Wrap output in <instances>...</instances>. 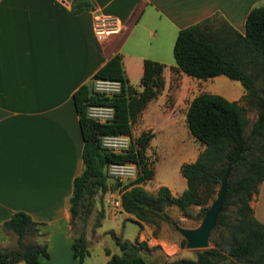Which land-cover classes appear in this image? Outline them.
<instances>
[{"label":"crops","instance_id":"1","mask_svg":"<svg viewBox=\"0 0 264 264\" xmlns=\"http://www.w3.org/2000/svg\"><path fill=\"white\" fill-rule=\"evenodd\" d=\"M257 4L264 0H0V248L9 247L11 234L2 228L3 221L15 211H24L39 223V236L46 245L47 255L39 257V264H77L70 249L68 198L72 179L82 167V137L73 91L118 52L128 83L139 93L144 89V65L149 64L148 85L154 93L139 108L132 126L138 133H152L146 150L151 148L157 155L152 137L160 130L187 127L185 110L196 93L187 101L183 98L189 95L191 80L201 79L175 70L167 61L177 29L216 13L242 32L249 8ZM97 21L110 29L103 36L94 32ZM132 64L138 66L133 77ZM174 71L178 78L171 87ZM242 93L241 87L223 96L237 100ZM188 140L179 148L178 167L192 161L203 147L190 132ZM153 176L154 172L148 180ZM160 184L177 195L185 179L156 182L155 189ZM250 206L264 223V178ZM115 216L103 211L98 225L104 217ZM162 222L155 228L141 221L135 236L145 241L146 248L159 246L155 255L149 250V258L158 264L193 257ZM86 228L88 248L94 238L88 237ZM105 249L116 253L104 248L102 264L109 255ZM146 252L140 249L145 261ZM158 256L163 258L157 260Z\"/></svg>","mask_w":264,"mask_h":264},{"label":"trees","instance_id":"2","mask_svg":"<svg viewBox=\"0 0 264 264\" xmlns=\"http://www.w3.org/2000/svg\"><path fill=\"white\" fill-rule=\"evenodd\" d=\"M171 52L175 70L201 79L223 74L238 80L243 93L240 99L228 100L202 90L189 100L185 123L203 147L192 161L179 165L185 186L179 194L173 195L164 184L154 191L143 186L154 172L146 155L152 133L141 130L133 135L131 131L139 108L154 93L148 85L149 64L144 65V89L139 93L128 83L118 52L111 54L87 82L73 91L82 137V167L72 179L68 198L70 228L75 230L70 249L77 264H83L88 254L85 228L94 197L114 186L108 184L107 163L133 161L137 165L134 179L121 185L118 192L121 210L132 214L130 219L138 228L141 221L155 228L163 221L174 228L176 221L165 208L174 205L183 216H188L187 209L197 205L196 214L201 218L214 199L219 178L231 160L222 210L208 238L210 245L195 250L193 257L180 256L158 264H264V223L254 216L250 206L264 178V4L249 8L242 32L216 13L178 28ZM95 78L116 79L120 89L111 95L99 93L92 88ZM89 104L111 105L112 117L105 122L88 117ZM248 110L255 112L251 121ZM119 133L129 136L125 149L113 151L100 144L101 135ZM102 216L103 208H100L94 225H98ZM38 224L24 211H15L3 221L2 228L15 236V246L0 248V264L19 261L39 264V257L47 255L46 245L27 240L30 236L42 235ZM115 242L119 252L109 253L105 249L109 255L104 264H146L140 254V249L146 247L144 240L115 238ZM178 243L184 246L185 239L180 237Z\"/></svg>","mask_w":264,"mask_h":264},{"label":"rangeland","instance_id":"3","mask_svg":"<svg viewBox=\"0 0 264 264\" xmlns=\"http://www.w3.org/2000/svg\"><path fill=\"white\" fill-rule=\"evenodd\" d=\"M167 53H168L167 61H170L172 64H174L171 54V49L168 50ZM129 72H130V76L133 77L138 72V66L136 64L130 65ZM175 72L176 71L172 72V74L170 75V80L172 81L170 83L171 87L172 86L175 87L177 83L178 75ZM91 84L93 88V81ZM190 85H191L190 86L191 89L189 95L183 98L184 101H187L190 95L202 91L200 90L201 88H203L204 91L217 93L223 96L235 92L236 88L238 89L242 87V85L238 80L228 78L223 74L206 78L205 80L194 79L191 80ZM167 96L169 99L170 94H168ZM247 115L249 120L251 121L255 116L254 110H248ZM185 129L177 128L175 129V132H173L171 128H168V129H164V131L163 130L157 131L156 134L152 137L151 147L153 148L155 147L154 149L156 150L157 155L155 154L154 150H152L151 148H148L146 150V155L148 156V160L151 161L152 166L154 163L153 180H146L143 183L144 187L147 190L154 191L155 189L154 186L156 185V182L171 184V183H176L178 179L182 178V175L179 172L178 162L180 160L179 148L182 146H187V143L189 142L188 140L189 132L187 127ZM132 133L134 135L138 133L135 124L132 126ZM133 179L134 177L119 179L108 175V184L110 186L114 185L113 188L103 193H97L95 195L94 204L92 206L91 213L88 215L86 220V227H87L86 234L88 235V237L90 235L91 238H94L88 243L89 254L85 257L86 264H102L104 248H108L109 250L118 253L119 248L115 242V238L126 239L130 241H132L135 238L138 231V224L134 220L126 217V213L124 212H120V211H119L120 213L117 212L115 214L117 216L111 219L104 217L100 221V224L98 226H94V221L96 220V216L99 209L103 208V211L105 213V197L107 196L108 191H117L121 185ZM197 209H198L197 205H193L189 207L187 209V211L189 212L188 216H183L180 210L177 209L176 206L174 205L167 206L165 208V211L173 219H175L176 225L184 226V227H195L200 220V218H198V215L196 214ZM162 224L166 225V227L171 232L175 233V235H177L178 238L182 237L180 233L175 228H173V226H170L165 222H162ZM71 230L72 233H74L75 230L73 229ZM27 240H37L39 242L43 241L42 237L40 236H30L27 238ZM8 242H9L8 245L9 247L15 246V236L13 233H11L8 236ZM208 245H210V242H208ZM158 248H159L158 245L152 246L150 248L152 250L151 253L155 255L158 251ZM182 248L184 252L187 251V253H190L192 256H194V251L196 249L187 248L185 247V245L182 246ZM150 249L146 247L144 249L145 251L147 250L145 262L146 264H156L155 260H151L149 258L151 257L149 253ZM160 257L158 256L159 259L157 260L163 258ZM19 264H24V263L20 262Z\"/></svg>","mask_w":264,"mask_h":264},{"label":"built area","instance_id":"4","mask_svg":"<svg viewBox=\"0 0 264 264\" xmlns=\"http://www.w3.org/2000/svg\"><path fill=\"white\" fill-rule=\"evenodd\" d=\"M99 20V19H98ZM101 22V21H100ZM103 23L99 21L94 24V32L96 35L103 36L108 32L107 28L103 27ZM120 89V82L116 79L108 78H95L93 79V90L105 94L111 95L118 92ZM86 114L88 117L99 121L105 122L109 120L113 115V108L108 104H89L86 107ZM100 144L113 151H120L125 149L129 144V136L124 133L119 134H103L100 137ZM106 174L122 179L128 177H135L137 173V165L133 161L125 162H109L106 164ZM105 211L109 214L115 215L121 211L119 192L108 191L105 197Z\"/></svg>","mask_w":264,"mask_h":264},{"label":"water","instance_id":"5","mask_svg":"<svg viewBox=\"0 0 264 264\" xmlns=\"http://www.w3.org/2000/svg\"><path fill=\"white\" fill-rule=\"evenodd\" d=\"M233 160L229 161L219 178V186L214 199L204 210L199 223L195 227H184L175 225L174 228L185 239V247L191 249H202L208 246V238L210 231L216 224L217 216L222 210L225 190L227 185V177L231 170Z\"/></svg>","mask_w":264,"mask_h":264}]
</instances>
